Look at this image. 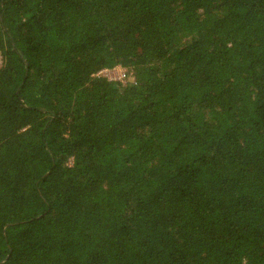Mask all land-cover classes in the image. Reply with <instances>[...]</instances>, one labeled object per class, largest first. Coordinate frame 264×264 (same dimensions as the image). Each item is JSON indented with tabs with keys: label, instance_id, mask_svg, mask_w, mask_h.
<instances>
[{
	"label": "trees",
	"instance_id": "16d2710c",
	"mask_svg": "<svg viewBox=\"0 0 264 264\" xmlns=\"http://www.w3.org/2000/svg\"><path fill=\"white\" fill-rule=\"evenodd\" d=\"M0 264H264V0H0Z\"/></svg>",
	"mask_w": 264,
	"mask_h": 264
},
{
	"label": "built area",
	"instance_id": "2783aa9c",
	"mask_svg": "<svg viewBox=\"0 0 264 264\" xmlns=\"http://www.w3.org/2000/svg\"><path fill=\"white\" fill-rule=\"evenodd\" d=\"M99 76L107 78L109 81H121L126 83L127 81V71L124 68L116 67L113 69H102L98 73Z\"/></svg>",
	"mask_w": 264,
	"mask_h": 264
}]
</instances>
